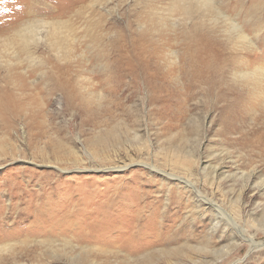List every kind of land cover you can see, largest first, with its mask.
Here are the masks:
<instances>
[{"label": "rangeland", "instance_id": "obj_1", "mask_svg": "<svg viewBox=\"0 0 264 264\" xmlns=\"http://www.w3.org/2000/svg\"><path fill=\"white\" fill-rule=\"evenodd\" d=\"M71 146L101 166L143 153L123 171L59 172ZM139 161L191 177L237 224ZM146 204L179 242L102 244ZM52 221L71 233L49 236ZM263 246L264 0H0V264H264Z\"/></svg>", "mask_w": 264, "mask_h": 264}, {"label": "bare ground", "instance_id": "obj_2", "mask_svg": "<svg viewBox=\"0 0 264 264\" xmlns=\"http://www.w3.org/2000/svg\"><path fill=\"white\" fill-rule=\"evenodd\" d=\"M33 34V33H31ZM212 62L211 63H208L207 65V69L211 66ZM151 81V80H150ZM149 81V82H150ZM153 86H156L157 88H160V84L159 83H154L152 82L151 83ZM155 84V85H154ZM153 92H158L156 90H154ZM188 97V96H187ZM151 99V102L152 100L155 99V95L154 93L152 94V96L150 97ZM165 100V99H164ZM66 112H69V110H66ZM65 111L63 113L67 114ZM160 112V111H159ZM153 113V112H152ZM159 114V113H158ZM164 114V113H163ZM161 115V114H160ZM163 116V115H162ZM168 117V116H167ZM176 117V116H175ZM81 118V117H80ZM161 118V117H160ZM84 119V118H83ZM82 120V119H81ZM90 121L92 122V120H84V121H81L80 122V125L79 127L80 128H85V126H88L90 125ZM169 124V122H168ZM94 127V126H93ZM114 129V128H112ZM112 129H109L107 128L106 130L111 133V136H113L114 134V131L116 130H112ZM90 130V128H89ZM112 130V131H111ZM91 131V130H90ZM93 133V131H92ZM91 133V134H92ZM131 133L132 135L135 136V138L138 140L139 139V133L136 129H134V133H133V130H131ZM97 134V133H96ZM95 134V135H96ZM79 136V135H78ZM117 136V135H116ZM118 137V136H117ZM58 138V137H57ZM75 138V137H74ZM119 138V137H118ZM81 138H78L77 137V141H80ZM61 140V139H60ZM67 140V139H66ZM96 140H98V145H105L107 142H108V139H106V137H101V138H97ZM69 141V139H68ZM73 141V140H72ZM78 143V142H77ZM120 143V142H119ZM73 144V142H72ZM76 144V143H75ZM108 144V143H107ZM106 144V145H107ZM65 145V144H64ZM63 145V149L66 150L65 146ZM105 145V146H106ZM117 144H115L116 146ZM75 146V145H74ZM92 146V145H91ZM95 146V145H94ZM93 146V147H94ZM55 147V146H54ZM92 147V148H93ZM98 147V146H97ZM58 149V148H57ZM79 149V148H78ZM59 150V149H58ZM81 150V149H80ZM84 150V149H83ZM94 150V149H92ZM139 150V151H138ZM137 151H133L132 148H126V149H116L115 152H114V155L112 156H107L105 158V161H107V163L109 164L108 166H101L98 162V158L94 157V155H92L89 151H86L88 153V158H87V161L84 157H78V153H77V150L75 147L71 146L70 149H68L67 151H69V153L71 155H73L74 158H76L75 160L73 161H67V163H65V165L67 164V166L65 168H59V172H62V173H65V172H72V171H75V170H91V169H95V170H107V171H110V170H113V171H120V170H126L129 165H133V164H136V158L134 157V154L138 157V158H141L140 155L143 153V150L142 149H138ZM66 151V152H67ZM85 152V153H86ZM137 152V153H136ZM65 153V152H64ZM84 153V152H83ZM86 153V154H87ZM77 154V155H76ZM104 154V153H103ZM66 155V154H65ZM104 156V155H103ZM99 157V155H98ZM105 157V156H104ZM61 159V158H60ZM50 160V159H49ZM62 160V159H61ZM63 161V160H62ZM99 161H102L101 159ZM64 163V162H63ZM88 163V165H87ZM140 165H143L145 167H147L151 172H156V173H160L162 178L164 179V181H167V182H170L171 180L170 179H173V181H177L179 182L178 184H181L182 186L185 185V187H183L187 192H190L192 195L195 196V200H196V203L198 204V206L194 205L197 207V209H202V208H206V205L209 206V208H213L215 210V214H217V216H222L224 220L226 221H231L233 224H237V221L236 219L229 215H226L224 214V210L222 208V206H219L218 203H216L213 199H208L206 196H203V192L201 190V188H199V184L197 182H195V180H193L191 177H185V176H178L176 174H173V173H168V171L166 172L165 170H160L158 169L157 166H155L152 162H141L139 161ZM52 165V164H51ZM54 165V164H53ZM107 165V164H106ZM59 166V165H58ZM212 173V183H214L215 181L218 180V172L220 170V167L218 166H209ZM58 168V167H57ZM56 168V169H57ZM206 171V170H204ZM61 174V173H59ZM154 174V173H153ZM49 176V175H48ZM56 181V180H55ZM59 181V179L57 180ZM171 184V183H170ZM181 185H177L176 187L177 188H180L182 187ZM246 187V186H245ZM120 191V190H119ZM191 191H194L195 193L191 192ZM147 193V192H146ZM44 194V193H43ZM49 195V198H50V195H52V193H48ZM135 195V194H134ZM43 197V196H42ZM77 198V197H76ZM211 198V197H210ZM41 199V198H40ZM194 200V201H195ZM51 201V200H50ZM80 201V200H79ZM41 202V201H40ZM83 202V201H82ZM82 205V204H81ZM43 207L47 208V211L50 210L51 207H53V204L49 201H45L42 205ZM161 206V205H160ZM195 207V208H196ZM76 209V207H75ZM165 210V209H164ZM103 211V210H102ZM101 213H104L102 212ZM207 211V210H206ZM109 212V211H108ZM170 210L167 212L169 213ZM224 212V213H222ZM106 213V212H105ZM135 215H134V218L130 221V222H125V223H119L118 222L116 223V225H113V226H116V228L112 227L111 225H108V226H111L113 229V231L116 232V234H113L112 237L108 236V235H104L103 236V245L104 244H109V245H117L119 244L120 246H118V248H125L127 251H129L128 253L130 252H133V254L135 253H138V254H141L143 252H148V251H151L153 249H156L157 247L163 245V246H168V245H171V244H175L177 242H179V234L177 233H172L173 230L170 228V229H167V225L166 223L163 221H160V220H156V217H158V215L160 214H163L160 213L159 214V209L157 208V205L156 204H152V205H149V204H146V206H143V208H136L135 210ZM44 215V214H43ZM41 216V215H40ZM164 216V215H162ZM218 221V220H217ZM88 222V221H87ZM73 223V222H72ZM99 223V222H98ZM102 223V222H100ZM154 223V228H156V223H157V232L155 233H152V234H147V235H142V231L144 229H147V228H150V226ZM45 228H49L48 230L47 229H43L42 230H45V232L47 234L50 235H55L56 237H65L67 233H71L70 230L68 229H64V225L63 224H59L58 222L56 223L55 221H52L49 225L48 223H44L42 224ZM41 225V226H42ZM95 225V224H94ZM216 225V224H215ZM222 225V224H221ZM48 226V227H47ZM100 226V225H99ZM98 228V226H96ZM90 229V228H89ZM87 230V232L83 235L82 234V238H77L78 240V243L81 242V243H84L87 242H92V241H88L87 239H91L93 238L91 236V234L93 233L92 230L94 228H91L90 230ZM96 229V228H95ZM218 230V229H217ZM86 231V230H85ZM60 233V235L58 234ZM126 235L127 237L126 238H123L121 239L120 238V235ZM245 234V233H243ZM91 236V237H89ZM245 238L248 240L247 242H250L253 243L254 242V239L253 238H247L246 234L244 235ZM55 237V238H56ZM98 238V237H97ZM241 238V237H240ZM54 239V238H52ZM67 239V238H66ZM94 239V238H93ZM96 239V237H95ZM94 239V240H95ZM50 240V239H49ZM58 240V239H57ZM49 242V241H48ZM54 242V240H53ZM59 242V241H58ZM65 244L64 246L65 247H70L71 249H74V245L71 244V241L70 240H65L64 241ZM52 243V242H51ZM55 243V242H54ZM57 243V242H56ZM50 244V243H49ZM255 244V243H254ZM109 245H104V246H109ZM54 246V245H52ZM257 246V245H255ZM5 247H8L5 246ZM89 247V246H88ZM86 247L84 248V246H82L81 250L85 252V250H87L86 252L89 253V248ZM259 247V246H257ZM264 247V246H263ZM51 248V247H50ZM116 248V247H115ZM254 248V247H253ZM7 249V248H6ZM91 250V248H90ZM163 250V249H162ZM51 251L56 253L57 250H56V246L55 247H52L51 248ZM93 251V250H92ZM100 251V250H98ZM123 251V250H122ZM264 263V262H263Z\"/></svg>", "mask_w": 264, "mask_h": 264}]
</instances>
